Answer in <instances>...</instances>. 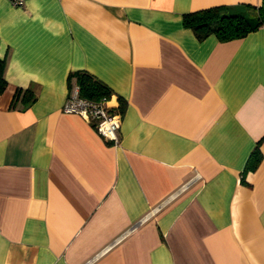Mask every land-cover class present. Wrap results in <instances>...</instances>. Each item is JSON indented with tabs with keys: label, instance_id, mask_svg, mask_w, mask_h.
Wrapping results in <instances>:
<instances>
[{
	"label": "crops",
	"instance_id": "1",
	"mask_svg": "<svg viewBox=\"0 0 264 264\" xmlns=\"http://www.w3.org/2000/svg\"><path fill=\"white\" fill-rule=\"evenodd\" d=\"M260 2L0 0V264H264V25L182 23ZM78 70L111 90L118 143L62 110Z\"/></svg>",
	"mask_w": 264,
	"mask_h": 264
},
{
	"label": "trees",
	"instance_id": "2",
	"mask_svg": "<svg viewBox=\"0 0 264 264\" xmlns=\"http://www.w3.org/2000/svg\"><path fill=\"white\" fill-rule=\"evenodd\" d=\"M185 27L191 28L195 36L201 40L210 34H214L220 41L241 38L248 32L256 30L264 25V0L259 5L245 3L236 7L212 6L195 11H190L182 16ZM5 60L0 58V91L4 90L6 80L4 77ZM69 78H74L78 87V95L90 100L109 98L111 90L109 87L87 71L78 70L71 72ZM21 89H17L13 103L17 101ZM34 100L30 90L23 91L22 101L28 104ZM121 108L123 101L120 100ZM262 159L261 151L255 147L244 167V173L254 170Z\"/></svg>",
	"mask_w": 264,
	"mask_h": 264
},
{
	"label": "built area",
	"instance_id": "3",
	"mask_svg": "<svg viewBox=\"0 0 264 264\" xmlns=\"http://www.w3.org/2000/svg\"><path fill=\"white\" fill-rule=\"evenodd\" d=\"M14 6H22L27 0H9ZM109 98L90 100L78 95V87L66 98L62 110L64 112L76 113L82 118L93 122L96 130L113 141L118 143L117 130L121 122V113L111 110L107 105Z\"/></svg>",
	"mask_w": 264,
	"mask_h": 264
}]
</instances>
